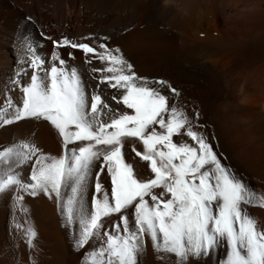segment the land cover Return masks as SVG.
<instances>
[{
    "label": "bare ground",
    "instance_id": "bare-ground-1",
    "mask_svg": "<svg viewBox=\"0 0 264 264\" xmlns=\"http://www.w3.org/2000/svg\"><path fill=\"white\" fill-rule=\"evenodd\" d=\"M64 38L93 47H118L139 76L167 81L180 92L174 97L162 89L170 103L190 118L198 112L197 123L205 127L197 130L209 136L223 154L222 162L264 195V0H0V112L10 114L22 105L23 88L31 77L39 74L48 83L45 70L57 66L78 74L89 102L99 94L117 114L131 113L112 99L120 92L101 83L100 73L93 71L104 67L99 60L89 63L78 49L56 47ZM33 55L44 61L39 73L31 67ZM181 139L188 140L174 137ZM25 140L47 155L62 154V139L47 121L0 124V149ZM132 145L143 151L139 141L128 139L124 158L138 179L147 180L152 173L132 152ZM100 167L96 162L89 170L71 224L65 219L71 183L63 189V200L20 192L21 203L16 199L19 190L0 194V264H86L89 253L104 244V233L119 223L117 215L104 218L99 236L83 248L77 246L80 215L93 211L97 180L111 191L110 177L106 170L99 174ZM30 169V164L17 169L24 182H29ZM248 213L264 226V208L249 207ZM128 214L131 224V209ZM29 227L37 233L31 244ZM146 240L139 264H177L176 257L158 252L150 237ZM226 253L222 243L189 264H224Z\"/></svg>",
    "mask_w": 264,
    "mask_h": 264
},
{
    "label": "snow or ice",
    "instance_id": "snow-or-ice-1",
    "mask_svg": "<svg viewBox=\"0 0 264 264\" xmlns=\"http://www.w3.org/2000/svg\"><path fill=\"white\" fill-rule=\"evenodd\" d=\"M56 47L78 49L89 63L99 60L104 67L93 71L100 73L101 83L120 92L112 99L131 113L117 114L99 94L89 102L75 71L52 66L45 70L48 83L34 74L23 88L22 105L10 114L0 112V124L47 121L62 139V154L47 155L27 140L0 149V194L19 190L16 199L21 203L20 192L63 200V189L71 183L72 197L65 205V219L71 224L86 176L100 162L99 174L107 171L111 191L97 180L93 211L80 215L77 246L83 248L99 236L104 218L117 215L119 223L113 225L114 231L104 233V244L89 253L86 264H139L148 237L158 252L176 257L177 264H189L191 258L208 255L222 243L227 247L224 264H264V226L248 213L249 207L264 208V195L222 162L223 154H218L209 136L197 130L205 127L197 123L199 113L190 118L182 107L170 103L162 89L174 97L180 92L165 80L139 76L118 47L106 43L93 47L69 38ZM55 59L64 65L59 56ZM30 64L39 73L44 61L33 55ZM108 113H112L109 118L102 119ZM128 139L143 145V151L134 145L131 150L147 162L151 178L138 179L126 162ZM25 164L31 165L29 182L17 172ZM26 231L31 244L37 233L31 227Z\"/></svg>",
    "mask_w": 264,
    "mask_h": 264
}]
</instances>
